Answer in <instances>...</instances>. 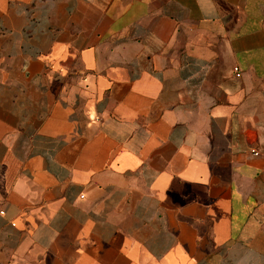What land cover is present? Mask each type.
Wrapping results in <instances>:
<instances>
[{
	"label": "crops",
	"instance_id": "1",
	"mask_svg": "<svg viewBox=\"0 0 264 264\" xmlns=\"http://www.w3.org/2000/svg\"><path fill=\"white\" fill-rule=\"evenodd\" d=\"M0 264H264V0H0Z\"/></svg>",
	"mask_w": 264,
	"mask_h": 264
},
{
	"label": "built area",
	"instance_id": "2",
	"mask_svg": "<svg viewBox=\"0 0 264 264\" xmlns=\"http://www.w3.org/2000/svg\"><path fill=\"white\" fill-rule=\"evenodd\" d=\"M233 70H234L235 76L239 77L241 75V72L238 67H234ZM253 153L257 154V151L253 149Z\"/></svg>",
	"mask_w": 264,
	"mask_h": 264
}]
</instances>
